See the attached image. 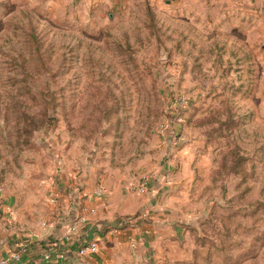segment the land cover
I'll use <instances>...</instances> for the list:
<instances>
[{
	"label": "rangeland",
	"instance_id": "374dc122",
	"mask_svg": "<svg viewBox=\"0 0 264 264\" xmlns=\"http://www.w3.org/2000/svg\"><path fill=\"white\" fill-rule=\"evenodd\" d=\"M185 1L0 0V206L53 237L102 189L89 264H264V0Z\"/></svg>",
	"mask_w": 264,
	"mask_h": 264
},
{
	"label": "crops",
	"instance_id": "0c3cea01",
	"mask_svg": "<svg viewBox=\"0 0 264 264\" xmlns=\"http://www.w3.org/2000/svg\"><path fill=\"white\" fill-rule=\"evenodd\" d=\"M234 3L236 5H233ZM248 3V0H212V16H223L231 12L233 14L245 16L246 18L257 17V13H259L258 9H254L253 6H250ZM189 4L190 3H187L185 0H180L179 7H185V5ZM247 25H245V27H247ZM92 197L77 198L70 210H68L69 208L66 206L65 202L62 214L65 216L68 215L69 217L68 219H60V224L64 227L72 222L74 213L82 207V214L88 217V222L80 225L79 234L75 236L74 242L69 246L65 245V247L74 249L75 247L73 246H77L79 241L88 238L89 240L99 243L100 251L97 257L100 256V259L105 260L106 256L109 254V249L111 250L114 248L118 242L120 244L124 237L129 240L130 232H127V236L126 233L124 235H122V233L119 234L118 223L113 222L115 216L111 214L113 213V199L105 201L103 200L104 197L101 198L96 195ZM148 202L149 199L146 200V198L143 197L140 204H138L139 208H137L138 206H134L130 209L127 206L126 209L133 212L136 209L145 208ZM13 210L14 211H12V208H10V205L7 203L0 206V259L14 251L18 243L23 242L28 244L25 252V259L29 261L40 260L45 253L47 242L53 240V237H58L61 230L52 237L51 229L48 228V230H45L41 227L40 222L37 220L40 219L39 216H35L32 212V216H28L24 219L20 211L15 208ZM70 214H72L71 217ZM9 216H11L12 221H8L10 218ZM76 241L78 242L76 243ZM107 245H110V247L105 250ZM72 263L77 264V261H72L71 264ZM52 264H57V261L54 259ZM86 264H89V262Z\"/></svg>",
	"mask_w": 264,
	"mask_h": 264
},
{
	"label": "built area",
	"instance_id": "2783aa9c",
	"mask_svg": "<svg viewBox=\"0 0 264 264\" xmlns=\"http://www.w3.org/2000/svg\"><path fill=\"white\" fill-rule=\"evenodd\" d=\"M183 103H187L185 100ZM149 188V178L145 177L137 186H133L138 193H147ZM104 191L102 189L96 192L97 197H103ZM56 199L52 198L51 203L56 204ZM82 207L74 213L73 221L68 223L61 229L58 237H53L45 246V253L38 261H29L25 259V252L27 250V243H18L16 249L9 253L6 257L0 259V264H52L54 259L57 264H71L72 261H77V264H86L91 262L99 253L100 247L97 241L89 240L88 238L79 241V244L73 248H66L65 245H71L75 236L79 234L80 225L88 222V217L81 213ZM8 221H12L10 217ZM118 227L128 226L133 224V218H123L118 222ZM122 227V226H121ZM78 241H76L77 243ZM73 264V263H72Z\"/></svg>",
	"mask_w": 264,
	"mask_h": 264
}]
</instances>
